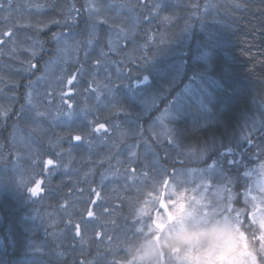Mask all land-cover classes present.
I'll return each mask as SVG.
<instances>
[{
  "label": "trees",
  "instance_id": "trees-1",
  "mask_svg": "<svg viewBox=\"0 0 264 264\" xmlns=\"http://www.w3.org/2000/svg\"><path fill=\"white\" fill-rule=\"evenodd\" d=\"M263 163L264 0H0V264L200 259Z\"/></svg>",
  "mask_w": 264,
  "mask_h": 264
},
{
  "label": "rangeland",
  "instance_id": "rangeland-1",
  "mask_svg": "<svg viewBox=\"0 0 264 264\" xmlns=\"http://www.w3.org/2000/svg\"><path fill=\"white\" fill-rule=\"evenodd\" d=\"M228 162L234 164L233 161ZM235 166L240 172L229 181V194L227 195L228 201L233 202V205L231 203L228 204L227 212H224L219 222L220 224L215 227L210 237L212 240L211 252L200 259L189 258L185 264H240V258H245L247 264H256L255 262H251V259L259 249L247 248V244H250L249 241L247 242L249 238L246 235L247 233L254 237H259L261 240L259 241V247L261 251L264 250V163L259 167L257 166L252 171V174L247 173V168L244 164L243 167L239 164H235ZM242 179L244 188L242 189L243 192L239 195L235 187L238 185V181L241 182ZM35 192L33 191V194ZM222 195L223 190L220 192L218 198L220 199ZM173 197L174 199L170 201H162L159 212L154 218L155 227L159 235L165 232L166 226L177 215L182 217V219H194L192 209L189 208L192 204H195L197 207L200 206L204 212L203 215L206 216V207L202 205L200 198H193L190 194L188 196L189 205V203L181 200L180 194ZM247 219L249 220L246 221ZM204 221L205 219L202 218L196 222L198 225L196 229L197 235H199L201 228L205 225ZM243 222L246 223V226L241 229L240 224ZM151 260L152 264H167V261H164L162 256L156 259L153 256ZM179 264L182 263L180 262Z\"/></svg>",
  "mask_w": 264,
  "mask_h": 264
}]
</instances>
